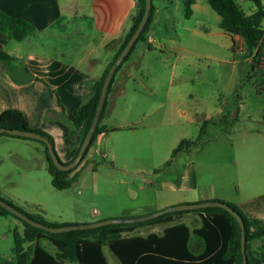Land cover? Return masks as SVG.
<instances>
[{
  "label": "crops",
  "instance_id": "crops-1",
  "mask_svg": "<svg viewBox=\"0 0 264 264\" xmlns=\"http://www.w3.org/2000/svg\"><path fill=\"white\" fill-rule=\"evenodd\" d=\"M197 7L198 0L192 12ZM255 10L250 8L246 14L251 15ZM0 11L25 20L36 29L34 34L21 42L10 40L7 35L0 33V49L14 58V67L26 68L34 76L33 81L17 82L7 63L0 61V114L6 109L23 111L31 128L49 134L60 160L69 164L75 157L78 141V134L70 133L74 113L91 99L95 83L101 80L114 60L132 27L137 13V0H0ZM217 22L219 25V16ZM148 38H151L150 33ZM153 40L152 43L148 39L147 43H141L146 47L137 45L130 59L117 73L111 91V105L103 121V125L111 132L99 137L89 153L90 160L95 161L101 156L116 163L118 155L112 134H130L137 142H153L155 128L144 130L140 120L125 119L120 122L116 114L119 100L127 102L130 94L128 83L145 69L146 58L154 52L156 41ZM233 40L246 47L241 37H233ZM261 46L264 48V37ZM260 68L264 72V62ZM140 86L139 90L142 91L134 89L128 104L120 108L127 115L136 110L140 117H147L152 112L154 91L143 82ZM179 101L178 97L170 93L167 101L159 106L169 105L172 109ZM226 109L227 104L225 108H216L213 114L204 118L203 123L210 121L209 125L216 126L217 122H222ZM233 113L235 115V109ZM115 129L119 130L114 132ZM255 134L264 136L263 131ZM227 136L229 139L233 137L230 133ZM246 137H242L238 150H234V143L230 144V150H224V144L222 156L216 162L203 161L202 174L192 158L191 149L180 152L172 159L170 166L153 172V181L149 182L153 188L146 189L141 199L135 198L130 204L121 202L116 206L103 207V213L91 214L89 217L96 221L132 219L174 206L227 201L240 207L253 222L263 224L264 140L253 144ZM8 140H14L15 144L28 149L27 154L14 152L16 158L43 161L47 165L44 148L36 141L0 137V142ZM82 173L77 181L82 178ZM180 224L194 231L201 227L202 222L199 214L194 212L177 214L162 224L137 229L134 234L144 237L162 235L164 231ZM189 248L195 254L202 252L201 244L195 237L191 239ZM256 248L262 249L259 256L255 255ZM248 255L254 264H264V244L259 241L253 243L248 248Z\"/></svg>",
  "mask_w": 264,
  "mask_h": 264
},
{
  "label": "rangeland",
  "instance_id": "rangeland-1",
  "mask_svg": "<svg viewBox=\"0 0 264 264\" xmlns=\"http://www.w3.org/2000/svg\"><path fill=\"white\" fill-rule=\"evenodd\" d=\"M236 2L247 14L250 8L256 9L253 2ZM153 5L150 36L156 41L154 52L146 58L145 69L128 83L129 99L119 100L116 111L120 122L140 120L144 130L155 128L153 142H137L130 134H112L118 155L116 163L101 156L96 158V164H88L82 178L64 191L52 186L46 163L23 161L13 155L27 154L25 146L15 144L14 140L0 142L2 199L28 214H40L52 224H94L105 220L91 219V214L103 213V207L121 202L130 204L135 198L141 199L146 189L153 188L149 184L153 172L163 169L181 140H197L204 118L216 108H225L227 104L228 113L216 126L208 125L203 137L190 148L199 173L203 172V161L214 163L222 156L224 144V150H230L231 143L238 150L244 135L253 144L264 140V136L255 134L264 132V72L246 58V47L220 29L218 15L207 0H198V7L189 17L185 0H154ZM138 46L146 47L141 43ZM141 82L154 91L152 112L147 117H140L136 110L127 115L120 108L128 104L134 89L142 91ZM170 93L180 99L173 110L169 105L159 106ZM228 133L232 139L227 138ZM23 229L22 222L15 217H0V258L14 260V233H22ZM42 246L56 252L49 242L43 241ZM104 252L109 264H120L108 248Z\"/></svg>",
  "mask_w": 264,
  "mask_h": 264
},
{
  "label": "trees",
  "instance_id": "trees-1",
  "mask_svg": "<svg viewBox=\"0 0 264 264\" xmlns=\"http://www.w3.org/2000/svg\"><path fill=\"white\" fill-rule=\"evenodd\" d=\"M207 1L220 17V29L228 36L241 37L246 44V58L252 61L254 68L260 67L264 62V48L261 46V41L264 37V6L262 0H244L253 2L256 7L255 12L251 15H247L237 4L236 0ZM195 2L196 0L186 1L188 17L192 15V7ZM145 8L146 0H137V13L133 18L132 27L123 40L114 60L103 74L101 80L95 83L93 89L94 94L91 99L74 113L72 130L70 131L71 134H78V141L76 144L77 150L74 159L94 119L104 81L109 70L139 26ZM154 12L155 7L153 5L144 30L115 73L109 86L105 106L98 127L93 135L92 142L81 163L76 168L70 171L59 170L52 162L46 144L40 141L13 136L8 133L0 134V137L20 138L41 143L47 161V171L51 176V184L56 190L64 191L69 189L73 183L78 180L79 175L88 164H96V161L90 160L88 156L95 147L99 137L111 132L103 125V121L108 108V98L112 91L115 78L124 64L130 59L137 45L139 43H147L148 35L154 21ZM35 30V27L31 23L11 17L0 11V33L7 35L10 40L21 42L34 34ZM0 61L7 63L10 71H12L14 67V58L1 49ZM209 123L210 121H205L203 123L199 136L195 142L193 140H182L173 150L171 159L167 161L163 169L170 166L172 159L180 152L189 150L194 146L205 134ZM2 128L36 132L48 138L55 147L53 138L42 130L32 129L27 115L19 109H6L0 114V129ZM118 130L119 129H115L114 132ZM93 171H95L94 167ZM219 202L229 206L243 220L246 228L248 264H254L248 255V248L256 241L264 244V223L257 224L253 222L247 217L243 210L234 203L227 201ZM7 203L14 206L10 202ZM14 207L17 208L16 206ZM17 209L44 225L50 227L67 226V224L59 225L49 223L40 214L32 215L24 212L20 208ZM189 212L199 214L202 222L199 229L191 231L186 225L180 224L164 231L162 235L151 234L144 237L134 234L137 229L156 226L169 220L173 215L186 214ZM8 216H13L20 220L24 229L22 233H14V260L0 258V264H109L104 252L105 248L109 249L120 264H243L240 223L230 212L219 207L172 212L146 222L107 225L90 230L65 233H50L35 228L0 206V217ZM193 237L197 238L201 244L202 252L200 254H195L189 248L190 241ZM43 241L49 242L51 246L56 249V252L52 253L42 246ZM261 250L260 248H256L254 250L255 255L259 256Z\"/></svg>",
  "mask_w": 264,
  "mask_h": 264
},
{
  "label": "water",
  "instance_id": "water-1",
  "mask_svg": "<svg viewBox=\"0 0 264 264\" xmlns=\"http://www.w3.org/2000/svg\"><path fill=\"white\" fill-rule=\"evenodd\" d=\"M152 6H153V0H146L145 12H144L143 18H142L139 26L137 27L136 31L134 32V34L132 35V37L130 38L128 43L126 44V46L123 49V51L121 52L120 56L117 58V60L114 62V64L110 68L109 73H108V75L104 81L102 93H101V96H100V99L98 102V106H97V109L95 112L94 119H93L92 124L90 126V129H89V131H88V133H87V135H86V137H85V139H84V141H83V143L79 149V152H78L76 158L71 163L63 164L61 162L56 150H55L54 145L50 142V140L48 138H46L45 136L40 135L36 132L21 131V130H9V129H3L2 128V129H0V134L1 133H8L9 135L24 137V138H29V139H33L36 141H40V142L46 144V146L48 148L49 155L51 157V160L59 170L70 171V170L76 168L81 163L90 143L92 142L93 135H94V133L98 127V124H99V121H100V118H101V115H102V112H103V109L105 106L106 98H107L108 91H109V86H110V84H111V82L115 76V73L118 70L119 66L122 64V62L124 61V59L129 54V52L131 51V49L133 48L135 43L137 42L142 31L144 30V27L148 22ZM12 76H13L14 80H16L17 82H20V83H25V82H29V81L34 80V76L31 75L26 68H21V67H14L12 69ZM0 206L3 207L4 209H6L7 211H9L11 214L17 216L18 218H20L24 222L28 223L29 225H31L35 228H38V229L45 230V231L50 232V233H65V232H71V231L90 230V229L100 228V227L107 226V225L133 224V223H139V222H146V221L152 220L154 218H157L159 216L165 215L167 213H172V212L190 211V210H197V209H202V208L219 207V208H223V209L227 210L228 212H230L240 223V226H241V251H242V255H243V264H248L247 247H246V228H245L244 222L240 218V216L237 213H235L229 206H227L226 204L221 203L219 201H210V202L200 203V204L180 205V206L169 207L167 209L158 211V212L150 214V215L132 218V219H108V220H105L102 222L89 224V225H80V226L79 225H76V226L67 225V226H61V227H50V226L44 225L42 223H39V222L33 220L32 218H30L29 216L25 215L24 213H22L21 211H19L14 206L8 204L7 202L2 200L1 198H0Z\"/></svg>",
  "mask_w": 264,
  "mask_h": 264
},
{
  "label": "built area",
  "instance_id": "built-area-1",
  "mask_svg": "<svg viewBox=\"0 0 264 264\" xmlns=\"http://www.w3.org/2000/svg\"><path fill=\"white\" fill-rule=\"evenodd\" d=\"M148 42L149 43H152V42H154V40L152 39V38H148ZM105 157V156H104Z\"/></svg>",
  "mask_w": 264,
  "mask_h": 264
}]
</instances>
